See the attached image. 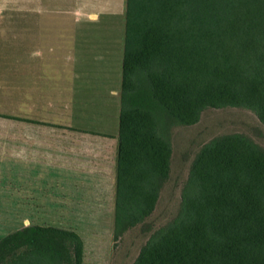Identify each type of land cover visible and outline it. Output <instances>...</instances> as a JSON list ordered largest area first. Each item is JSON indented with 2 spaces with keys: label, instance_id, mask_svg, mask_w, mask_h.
Listing matches in <instances>:
<instances>
[{
  "label": "trees",
  "instance_id": "1",
  "mask_svg": "<svg viewBox=\"0 0 264 264\" xmlns=\"http://www.w3.org/2000/svg\"><path fill=\"white\" fill-rule=\"evenodd\" d=\"M226 106L264 123V0H128L116 234L154 211L171 127ZM0 264L91 263L77 233L33 226L0 240ZM134 264H264V148L240 133L205 144L177 216Z\"/></svg>",
  "mask_w": 264,
  "mask_h": 264
},
{
  "label": "crops",
  "instance_id": "2",
  "mask_svg": "<svg viewBox=\"0 0 264 264\" xmlns=\"http://www.w3.org/2000/svg\"><path fill=\"white\" fill-rule=\"evenodd\" d=\"M24 1L23 9L0 8V29L23 31L26 50L39 48L43 34H57V43L72 49L73 79H83L93 90L79 97L73 84L60 83L64 78L47 90L41 64L27 63L25 111L35 116H25L23 151L16 137L0 142V169L6 156L9 162L8 171H0V185L15 186L13 174L19 173L13 170L22 167L17 164L23 156L27 190L67 193L61 202L71 203L69 208L82 206L74 194H90L83 202L96 204L84 207L108 201L115 210L128 0ZM2 186L0 193H10Z\"/></svg>",
  "mask_w": 264,
  "mask_h": 264
},
{
  "label": "rangeland",
  "instance_id": "3",
  "mask_svg": "<svg viewBox=\"0 0 264 264\" xmlns=\"http://www.w3.org/2000/svg\"><path fill=\"white\" fill-rule=\"evenodd\" d=\"M0 8H25L24 0H1ZM48 18H46L47 21ZM50 22V20H49ZM23 23V22H22ZM7 24V23H5ZM17 24H20L19 22ZM16 29V28H15ZM57 34L45 33L39 48H25V33L10 32L9 27L0 29V142L16 137L23 151L25 136L26 78L27 63L33 67L41 64L44 75V86L47 90L55 88V80L63 79L61 84L72 85L78 90V96H89L93 89L83 79L74 80L72 75L74 59L72 49L65 48L54 38ZM38 40H35V45ZM38 46V45H37ZM40 67V68H41ZM87 68L99 66H85ZM99 83V82H94ZM45 89V90H46ZM83 98V97H81ZM103 98H98V102ZM97 100V99H96ZM89 105V104H88ZM95 105V103H94ZM48 114L47 116H51ZM83 120V117L80 118ZM111 131L112 128H111ZM240 133L250 137L264 148V123L257 114L245 107H208L200 120L193 125L175 124L171 127L172 144L171 167L168 178L164 181L154 211L137 225L130 227L122 234L115 231V210L106 201L103 207L87 208L84 198L80 196L81 207L69 208L62 201L66 194L55 192H31L27 190L22 161H18L14 172L15 186L7 183L1 188L11 190L0 193V240L27 227H56L77 233L84 243V260L91 264H134L142 247L161 227L169 224L178 214L185 187L193 161L201 148L214 138ZM20 141V142H19ZM4 153V151L2 152ZM8 156L2 160L0 171H8ZM22 163V164H21ZM3 179V178H2ZM10 195V196H9ZM93 195V194H92ZM98 195V194H96ZM108 195V194H106ZM69 196V195H68ZM107 199V198H106ZM108 202V203H107ZM60 205V206H59ZM58 206V207H57Z\"/></svg>",
  "mask_w": 264,
  "mask_h": 264
}]
</instances>
